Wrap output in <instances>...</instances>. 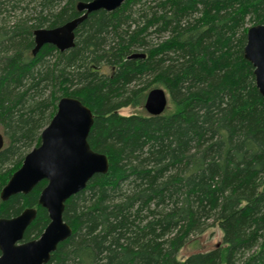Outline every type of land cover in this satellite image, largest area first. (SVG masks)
<instances>
[{"label":"trees","instance_id":"16d2710c","mask_svg":"<svg viewBox=\"0 0 264 264\" xmlns=\"http://www.w3.org/2000/svg\"><path fill=\"white\" fill-rule=\"evenodd\" d=\"M80 1L0 0V192L63 96L91 109L88 141L110 162L66 201L72 234L47 264H264V96L244 56L264 0H126L88 14L73 47L34 55V30L80 16ZM157 87L167 111L118 112ZM46 184L0 198V217L36 208L24 240L49 223ZM210 227L219 249L180 256Z\"/></svg>","mask_w":264,"mask_h":264},{"label":"water","instance_id":"95a60500","mask_svg":"<svg viewBox=\"0 0 264 264\" xmlns=\"http://www.w3.org/2000/svg\"><path fill=\"white\" fill-rule=\"evenodd\" d=\"M126 0H90L77 3L80 16L53 28L34 30L35 55L45 44H53L60 51L75 45V30L88 14L104 9L113 11ZM144 54H133V57ZM244 56L254 66L256 85L264 96V24L247 30ZM168 105L163 88H153L146 96L144 108L151 115L162 114ZM94 122L89 107L76 97L63 96L49 124L41 132V143L26 154L0 192L5 201L18 193H29L40 181L47 180L39 196V204L49 215V223L35 239L24 240L28 226L37 216L34 207L25 208L14 217H0V264H47L58 245L72 234L64 221L66 201L83 190L95 174H105L110 162L106 154L93 150L88 136ZM0 132V150L4 146ZM219 234L203 245L202 251L219 249Z\"/></svg>","mask_w":264,"mask_h":264},{"label":"rangeland","instance_id":"374dc122","mask_svg":"<svg viewBox=\"0 0 264 264\" xmlns=\"http://www.w3.org/2000/svg\"><path fill=\"white\" fill-rule=\"evenodd\" d=\"M248 21V20H247ZM247 26H252L253 24H251V22H249L248 24H246ZM151 42L152 43H157L160 41V37L157 35V34H154L153 32V35L151 36ZM102 72H105V73H108L110 74L112 72V69L110 67H107V66H103L102 68ZM148 78V77H147ZM145 79V78H144ZM144 79H141V80H137L135 81L131 87H134V86H142L143 85V80ZM160 87V86H159ZM149 92V91H148ZM147 92V93H148ZM47 93H49V91H47ZM145 102V101H144ZM170 104L168 102V107L166 108V111L168 109H170ZM118 112L120 114H124V115H128V114H132V113H139V114H147L148 112L146 111V109L144 108V103L140 106H137V107H133V106H128V107H124V108H121L118 110ZM0 132L3 133V130L1 129L0 127ZM5 139V138H4ZM5 143H6V139H5ZM36 147V146H35ZM34 148V147H33ZM33 148H31L28 152H30ZM27 152V153H28ZM26 153V154H27ZM25 154V156H26ZM24 156V157H25ZM17 159H14L12 160L11 163H8L4 169H8V168H13L15 163H16ZM218 230H217V227H210L208 228L206 231H204L202 234L200 235H197L195 236L192 241H190L189 243H187V245L184 247V249L181 250L180 252V256H185V255H188L196 250H202L203 249V245L206 243V242H209L211 240H213L216 236L219 235V233H217ZM221 235V234H220Z\"/></svg>","mask_w":264,"mask_h":264},{"label":"bare ground","instance_id":"6f19581e","mask_svg":"<svg viewBox=\"0 0 264 264\" xmlns=\"http://www.w3.org/2000/svg\"><path fill=\"white\" fill-rule=\"evenodd\" d=\"M34 221V220H33Z\"/></svg>","mask_w":264,"mask_h":264}]
</instances>
